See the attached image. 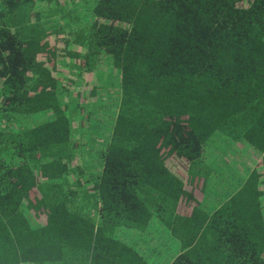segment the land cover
I'll return each instance as SVG.
<instances>
[{"label":"trees","instance_id":"trees-1","mask_svg":"<svg viewBox=\"0 0 264 264\" xmlns=\"http://www.w3.org/2000/svg\"><path fill=\"white\" fill-rule=\"evenodd\" d=\"M83 1L3 0L0 264H264L256 170L212 191L204 162L216 135L264 153V0H88L64 12ZM54 32L75 45L55 49ZM44 51L100 76L108 57L114 95L108 107L97 97L83 135L64 104L72 92L36 60ZM95 142L85 174L74 143ZM24 167L60 174L21 198ZM158 235L175 256L142 248Z\"/></svg>","mask_w":264,"mask_h":264},{"label":"rangeland","instance_id":"rangeland-1","mask_svg":"<svg viewBox=\"0 0 264 264\" xmlns=\"http://www.w3.org/2000/svg\"><path fill=\"white\" fill-rule=\"evenodd\" d=\"M87 1L88 0H84L83 3L79 6L74 3L71 8L69 6H66L64 7V12L65 13L68 12L70 13V15H74L78 10L81 9L86 10L85 3ZM73 2H75V0H73ZM39 4L42 5L43 2H39ZM68 33L69 32L65 34H59L58 39H55L53 43H51L55 47V49L58 48L57 50H63V49L66 50L67 47H70V45L73 44L74 41L73 36H71ZM59 42L60 43L63 42L62 44H64V47H62V44H60ZM57 52H64V51H57ZM50 58H52V61L51 63L49 61L50 64L48 66V69L50 70L51 77L54 78V80H57V82L60 85V88L64 92H68L67 90H70L72 92V94L70 93L67 94L69 96V99L65 100L64 104L68 106L67 108L69 115L73 116L72 121L74 123V129L77 128L79 134L83 135L84 129L87 128L88 125L90 124L88 120H91V114H90L92 112L91 105H95V106L97 105V103H95L97 97H102V95L105 93V97H103L104 98L103 102L106 103L105 107H108L110 100L114 95V89L109 87L110 83L115 80L113 78L108 77L107 74V72L109 73L112 72L108 57L103 56V64L107 69L105 71V75H101V76L98 73V71H96L95 69H93V72L92 71L88 72V71H84L83 69H80L78 66H82V65L76 63L75 60L72 63L70 62L62 63L61 61H58V58L55 59L54 56L52 55L51 57L49 56L48 60ZM73 80L74 83L77 80H81L83 81V83L79 85H73ZM54 83H55L54 81L51 82V85ZM51 85L48 84L46 86L47 87L46 90H48ZM40 93L42 94L43 90H40ZM71 101L73 102V104H71ZM95 115L97 114L95 113ZM2 119L4 120L5 117ZM27 121L31 123H37L36 119H30ZM209 142H211L210 150H208L207 148V152L204 154V162L212 166V169L208 170V174H212V175L207 181V188H209L212 191H216V190H220V180L222 178V175L231 179H236L233 176L239 174L234 169L236 164L234 165L232 163L231 161L232 156L229 153L231 152L232 149L231 147L241 148L243 145L237 141H231L228 137H220V135H216ZM74 146L75 149L78 150V156L81 158L79 163L81 171L87 174L88 172L92 171L93 168L89 165V163L85 164V160H88L90 162L91 160L95 161V158L98 159L97 152L101 147L100 145H97L96 142L93 144L89 143L87 149L82 148V146L79 143H74ZM246 146L250 150V157H248L249 152L246 158H244V156L240 157L242 170L245 168L244 162L246 163V165L252 168H257V163L262 164L263 166L264 161L261 160L260 154L258 152L256 153L251 146L249 145ZM221 150H224L226 160H220ZM235 159L236 162L237 161L236 156ZM171 164L174 166L178 174L183 173V168L185 166L183 160L175 158V160L171 162ZM228 170L233 171L237 174H230ZM30 171H31L30 168L28 169L24 167L21 170H17L15 172V174L18 176L16 181L17 188L19 190L24 191V197L21 198H27V196L29 197L32 194L30 190L31 180L34 181L39 177L56 178L60 174L59 172L36 174V173H31ZM261 173H264V169H261ZM84 185L88 186V188L91 186L89 185V183L88 184L84 183ZM196 186H192L189 188V192L195 197H197L196 195L200 194L198 192V187ZM201 190L202 188L199 189V191ZM31 197L34 198L32 195ZM36 203H37L36 205H41L39 201H36ZM187 203L188 201H184L182 206H187ZM45 209L46 208L44 205L38 207L36 214L40 216L45 215L43 214ZM167 243H168L167 238L163 237L162 235H158L157 237L152 238L150 243H146L145 241V244L143 245L142 248L144 249L146 246L157 247V248L159 247L161 248L160 253L163 252L165 256H170L171 254L175 256L174 252H172L171 250H166V248L164 247V244ZM152 254H154L153 256L155 257V253L152 252Z\"/></svg>","mask_w":264,"mask_h":264},{"label":"crops","instance_id":"crops-1","mask_svg":"<svg viewBox=\"0 0 264 264\" xmlns=\"http://www.w3.org/2000/svg\"><path fill=\"white\" fill-rule=\"evenodd\" d=\"M52 38H54V36L52 35L47 41L49 43V41L51 40L52 41ZM74 46V41H73V44L71 45V47ZM47 50H51V48H48ZM46 50V51H47ZM44 51V52H41V54H37L36 56V60L38 59L39 61H41L42 63H44L45 66H49V64L51 63L52 61V58H49V56L51 57V55L47 54V52ZM50 61V63H49ZM232 141V140H231ZM240 144H242L243 146L241 148H238V147H231V152L229 154H231L232 156V163L236 166L234 167V169L239 173V174H245L246 176L252 171V170H256L257 174H258V177L260 179L259 181V186H260V199L262 200L263 202V209H264V173H261V169H264V164L262 166V164H259L257 163V168H252L248 165H246V163L244 162V169L242 170V166H241V161H240V157L241 156H244V158H246L248 152V157H250V150L248 149V147L246 146V144L244 143H241L239 142ZM221 149V148H220ZM257 153V152H256ZM260 154V157H261V160L264 161V153H259ZM228 155V154H227ZM235 156L237 157V161L235 162ZM259 157V158H260ZM225 158V159H224ZM258 159V158H256ZM220 160H226V157H225V152L224 150H221L220 151ZM251 160V159H250ZM234 174H237V173H234Z\"/></svg>","mask_w":264,"mask_h":264},{"label":"water","instance_id":"water-1","mask_svg":"<svg viewBox=\"0 0 264 264\" xmlns=\"http://www.w3.org/2000/svg\"><path fill=\"white\" fill-rule=\"evenodd\" d=\"M52 35L54 36V38H52L53 40H55V39H58V36H59V34H57V33H52ZM60 40V39H59ZM60 43V42H59ZM74 45H75V43H74ZM39 54H41V52L39 53ZM237 142H241V143H243L242 141H237ZM245 144V143H244ZM247 145V144H246Z\"/></svg>","mask_w":264,"mask_h":264},{"label":"built area","instance_id":"built-area-1","mask_svg":"<svg viewBox=\"0 0 264 264\" xmlns=\"http://www.w3.org/2000/svg\"><path fill=\"white\" fill-rule=\"evenodd\" d=\"M2 4H3V0H0V12H1V8H2Z\"/></svg>","mask_w":264,"mask_h":264}]
</instances>
